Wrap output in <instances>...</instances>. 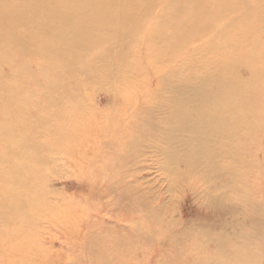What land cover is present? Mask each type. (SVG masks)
Segmentation results:
<instances>
[{"label":"rangeland","instance_id":"374dc122","mask_svg":"<svg viewBox=\"0 0 264 264\" xmlns=\"http://www.w3.org/2000/svg\"><path fill=\"white\" fill-rule=\"evenodd\" d=\"M173 2L141 0L132 38L107 33L66 57L32 44L34 31L22 47L0 39V264H264V0L222 12L234 22L218 24L216 45L212 31L177 47L163 37ZM239 62L261 80L236 155L216 162L233 178L169 163L182 154L157 126L169 84L224 65L234 78Z\"/></svg>","mask_w":264,"mask_h":264},{"label":"bare ground","instance_id":"6f19581e","mask_svg":"<svg viewBox=\"0 0 264 264\" xmlns=\"http://www.w3.org/2000/svg\"><path fill=\"white\" fill-rule=\"evenodd\" d=\"M81 1L32 0L29 5L20 3L15 10L10 0H0V39L6 43L16 42L18 47H22L34 38L35 32L37 35L32 44L43 45L45 53L50 57H66L99 46L105 41L104 35L107 33H112L116 38L122 37V40L132 38L133 32L139 30L146 22L144 15L148 12L149 3L140 6L141 0ZM175 1L180 4L168 7V10L169 14L176 11V15L173 19L170 17V20H164L167 28L163 36L164 43L171 47H177L179 43L181 46H187L212 31L215 35L211 37L213 41L209 39L213 43L209 45H216L215 37L226 35L228 32L217 27L218 24L226 19L225 25L234 22L230 16L224 17L221 13L235 9L240 4H248V0ZM242 19L244 18H240L236 25L238 28L243 26ZM23 26L27 31H22L16 36L15 29ZM202 40L201 44L206 45ZM249 56L245 55L246 58ZM223 60L220 61L223 63ZM6 63L11 69H15L16 62ZM237 65L239 75L234 78L227 76L226 70H229L224 65L218 66L212 74L205 71L201 75L182 78L169 84L172 95L169 98L170 106L167 108L168 116L161 120L160 125L156 124L163 128L164 140L178 142L182 152L170 157L169 163L174 161L183 165L187 172L193 171L194 168H204L207 175L220 174L233 178L234 173L230 165L220 168L216 162L225 157L233 159L236 155L230 142H233L235 134L241 129L245 131L243 128H249L248 123L255 120V102L259 97L256 90L261 80H255L259 69L240 62ZM261 72L263 73L264 69ZM244 74L249 76L245 77ZM103 92L111 94V89L104 88ZM156 125L152 127L153 132ZM202 142H213L215 145L209 146Z\"/></svg>","mask_w":264,"mask_h":264}]
</instances>
